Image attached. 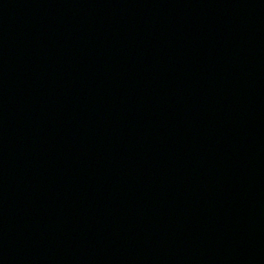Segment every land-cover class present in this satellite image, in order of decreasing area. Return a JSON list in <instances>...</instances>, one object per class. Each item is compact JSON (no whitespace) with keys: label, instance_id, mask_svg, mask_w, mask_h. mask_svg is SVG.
<instances>
[{"label":"water","instance_id":"obj_1","mask_svg":"<svg viewBox=\"0 0 264 264\" xmlns=\"http://www.w3.org/2000/svg\"><path fill=\"white\" fill-rule=\"evenodd\" d=\"M0 264H264V0H0Z\"/></svg>","mask_w":264,"mask_h":264}]
</instances>
